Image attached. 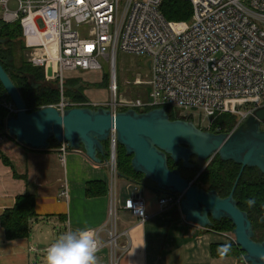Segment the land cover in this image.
<instances>
[{
	"label": "built area",
	"instance_id": "built-area-1",
	"mask_svg": "<svg viewBox=\"0 0 264 264\" xmlns=\"http://www.w3.org/2000/svg\"><path fill=\"white\" fill-rule=\"evenodd\" d=\"M12 1L18 6L15 11L9 9ZM166 1L171 0H0V30L20 24L29 63L44 68L47 81L57 80L60 101L49 107L61 112L103 107L113 115L167 108L201 111L211 122L199 129L210 132L219 117L229 114L236 117L231 134L264 107V0H182L192 5L190 22L168 21L161 10ZM120 53L149 59L150 74L137 73L129 81L149 87L147 99L118 92ZM105 64L111 77L109 101L79 103L65 96L67 73L103 72ZM50 68L52 78L47 75ZM0 107L7 118L18 113L11 100L1 101ZM222 130L217 128V132ZM108 143L107 166L114 184L118 177L116 131ZM71 150L66 143L60 145L62 162ZM111 196L108 222L90 232L99 242L97 253L108 248L111 263L118 264L121 209L113 192ZM182 199L179 194H166L159 206L180 207ZM122 209L142 222L149 218L146 201L139 194ZM103 231L108 235L106 244L100 240ZM221 235L227 244H235L232 233Z\"/></svg>",
	"mask_w": 264,
	"mask_h": 264
},
{
	"label": "water",
	"instance_id": "water-1",
	"mask_svg": "<svg viewBox=\"0 0 264 264\" xmlns=\"http://www.w3.org/2000/svg\"><path fill=\"white\" fill-rule=\"evenodd\" d=\"M6 40L0 39V48ZM53 70H48L52 78ZM0 82L18 113L0 126L7 134L26 148L47 151L50 140L66 143L72 150L85 151L94 164L101 165L99 156L112 131H116L118 144L132 157L135 173L142 174L166 194L183 196L180 213L185 221L202 229H211L215 222L229 220L234 225L235 244L244 253L246 264H264V240H255L253 224L247 212L241 210L234 197L246 168H256L264 175V107L257 109L233 133H213L199 129L193 121H172L165 109L139 113L136 110L118 112L108 108H72L61 112L45 107L29 112L26 101L0 61ZM224 162L241 166L239 176L230 195L222 198L217 191H206L185 178L178 170H171L169 159L182 163L186 170L196 169L192 159L206 163L215 156ZM199 176V175H198ZM197 176V178H198Z\"/></svg>",
	"mask_w": 264,
	"mask_h": 264
},
{
	"label": "crops",
	"instance_id": "crops-1",
	"mask_svg": "<svg viewBox=\"0 0 264 264\" xmlns=\"http://www.w3.org/2000/svg\"><path fill=\"white\" fill-rule=\"evenodd\" d=\"M98 181L106 184V193L88 197V184ZM112 192L121 209L118 264H246L236 252L214 255V246L231 244L221 234L187 223L180 207L161 208L164 194L147 179L135 183L118 176L112 184L110 168L81 151L71 150L62 162L59 149L32 150L5 136H0V264H47L48 247L62 235L106 225ZM25 194L35 196L38 217L30 223L29 238L9 241L1 216ZM136 194L146 201L145 222L122 209ZM100 240L107 243L105 231ZM96 257V264H112L108 248Z\"/></svg>",
	"mask_w": 264,
	"mask_h": 264
},
{
	"label": "trees",
	"instance_id": "trees-1",
	"mask_svg": "<svg viewBox=\"0 0 264 264\" xmlns=\"http://www.w3.org/2000/svg\"><path fill=\"white\" fill-rule=\"evenodd\" d=\"M161 10L165 18L170 22H190L193 14L192 5L182 0L166 1L162 5ZM22 36L23 30L18 23L4 25L1 28L0 39L6 40V43L0 48V61L20 90L26 101L27 109L31 113L56 105L60 101V91L57 80L53 81V84H45L46 76L44 68L32 66L23 55L20 56L19 60V56L15 52L13 45L19 42L21 43L22 50H25L24 42L21 40ZM103 84L106 86L105 88L109 86V75L104 76V81L100 86ZM87 89L80 80L70 79L66 82L65 96L74 102L87 103L89 102V98L85 94ZM4 100L10 99L0 82V102ZM166 111L172 121H193L191 118L181 117L179 110L167 108ZM0 119L4 122L7 119V113L1 107ZM235 126L236 117L225 114L215 121L212 132L217 134L228 133ZM217 128H222V132H217ZM0 132L4 133L2 136L11 138L7 134L5 126H0ZM50 145V149L47 151L57 150L61 144L55 139H51ZM104 146L105 153L99 156L102 160L101 165H107L110 158L109 143H105ZM81 152L85 155L84 150H81ZM131 161L132 157H128L125 149L119 145L117 150L118 176L135 183L143 182L146 179L145 176L133 171ZM169 167L171 170L180 171L185 178L195 180V184L199 185L200 188L206 191H217L222 198L230 195L241 170V166L234 162H224L218 155L212 159L201 173L202 169L197 166L194 170H186L183 168L182 163L176 164L171 159H169ZM185 172H190L192 176H185ZM86 191L88 197L104 195L106 193V184L102 181L90 182ZM234 197L239 208L249 215L255 231V240L262 242L264 240V175L256 168H246L239 181ZM35 200V196L31 194L18 196L14 207L5 210L2 214L1 225L5 230L7 240L13 241L30 237V223L38 217ZM249 200L254 201L251 206L248 204ZM209 230L218 234L231 233L234 230V225L229 220H223L215 222L214 227ZM220 248L221 246L213 247L214 255H221ZM231 252H236L240 257L244 256V253L235 244L230 245L228 253Z\"/></svg>",
	"mask_w": 264,
	"mask_h": 264
},
{
	"label": "rangeland",
	"instance_id": "rangeland-1",
	"mask_svg": "<svg viewBox=\"0 0 264 264\" xmlns=\"http://www.w3.org/2000/svg\"><path fill=\"white\" fill-rule=\"evenodd\" d=\"M124 1V0H123ZM18 8L17 3L15 1L10 2L9 9L11 11H15ZM22 42H24V38H21ZM25 46V42H24ZM14 50L18 54V58L20 60V56L23 55L26 61L28 60V51L25 47V50H22L21 43L16 42L14 45ZM110 68L107 64L104 65L103 72H91V73H82V72H69L67 73L66 82L70 79L80 80V82L86 86L88 89L85 91V94L89 97L90 101L94 103H103L107 102L111 99V93L109 90L111 77L109 74ZM141 73L143 77H146L150 74L149 69V59L143 56H136L131 54L120 53L117 59V85L118 92L120 94H124L128 97H141L143 99H147L149 94V87L147 86H133L129 81H133L136 74ZM109 75V86L100 84L104 81V76ZM53 81H47L45 84H51ZM53 84V83H52ZM65 91H66V83H65ZM179 115L181 117L191 118L193 119L195 125L198 128L206 129L211 122V118L206 116L201 111H185L179 110ZM192 163H194L199 168H204V162H200L197 159H193ZM187 177H191L192 174L190 172H185L184 174ZM232 233V232H231ZM230 234V233H228Z\"/></svg>",
	"mask_w": 264,
	"mask_h": 264
},
{
	"label": "clouds",
	"instance_id": "clouds-1",
	"mask_svg": "<svg viewBox=\"0 0 264 264\" xmlns=\"http://www.w3.org/2000/svg\"><path fill=\"white\" fill-rule=\"evenodd\" d=\"M253 200H249L251 206ZM99 242L90 231L78 230L62 235L47 253V264H96ZM230 245L219 249L221 255L229 252Z\"/></svg>",
	"mask_w": 264,
	"mask_h": 264
},
{
	"label": "flooded vegetation",
	"instance_id": "flooded-vegetation-1",
	"mask_svg": "<svg viewBox=\"0 0 264 264\" xmlns=\"http://www.w3.org/2000/svg\"><path fill=\"white\" fill-rule=\"evenodd\" d=\"M193 159H196V158H193ZM193 159H192V160H193Z\"/></svg>",
	"mask_w": 264,
	"mask_h": 264
}]
</instances>
